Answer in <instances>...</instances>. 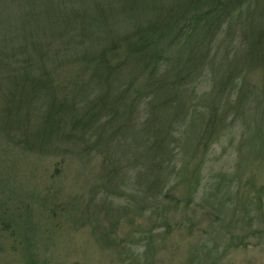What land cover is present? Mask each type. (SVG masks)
<instances>
[{
    "label": "trees",
    "instance_id": "obj_1",
    "mask_svg": "<svg viewBox=\"0 0 264 264\" xmlns=\"http://www.w3.org/2000/svg\"><path fill=\"white\" fill-rule=\"evenodd\" d=\"M258 67L264 0H0V133L20 150L102 151L104 202L156 200L200 153L197 181L249 99L264 104V81L243 78ZM207 71L210 102L195 113Z\"/></svg>",
    "mask_w": 264,
    "mask_h": 264
},
{
    "label": "rangeland",
    "instance_id": "obj_2",
    "mask_svg": "<svg viewBox=\"0 0 264 264\" xmlns=\"http://www.w3.org/2000/svg\"><path fill=\"white\" fill-rule=\"evenodd\" d=\"M206 73L195 113L210 102ZM244 75L254 91L262 87L260 67ZM253 105L251 97L209 147L197 181L200 153L185 173L171 175L156 200L134 204L125 197L104 202L97 192L102 151L20 150L0 133V264H264V104L258 112ZM181 158L179 152L177 167ZM103 203L119 207L120 216L95 213Z\"/></svg>",
    "mask_w": 264,
    "mask_h": 264
}]
</instances>
